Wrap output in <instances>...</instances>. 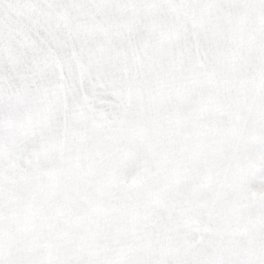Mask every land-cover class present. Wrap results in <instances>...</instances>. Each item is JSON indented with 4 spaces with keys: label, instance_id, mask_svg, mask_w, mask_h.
Wrapping results in <instances>:
<instances>
[{
    "label": "snow or ice",
    "instance_id": "obj_1",
    "mask_svg": "<svg viewBox=\"0 0 264 264\" xmlns=\"http://www.w3.org/2000/svg\"><path fill=\"white\" fill-rule=\"evenodd\" d=\"M0 264H264V0H0Z\"/></svg>",
    "mask_w": 264,
    "mask_h": 264
}]
</instances>
